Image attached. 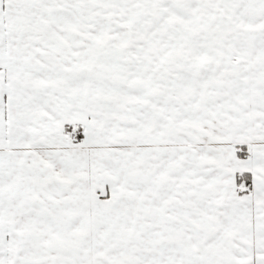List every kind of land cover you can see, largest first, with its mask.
Returning a JSON list of instances; mask_svg holds the SVG:
<instances>
[{
  "label": "snow or ice",
  "instance_id": "obj_1",
  "mask_svg": "<svg viewBox=\"0 0 264 264\" xmlns=\"http://www.w3.org/2000/svg\"><path fill=\"white\" fill-rule=\"evenodd\" d=\"M0 264H264V0H0Z\"/></svg>",
  "mask_w": 264,
  "mask_h": 264
}]
</instances>
